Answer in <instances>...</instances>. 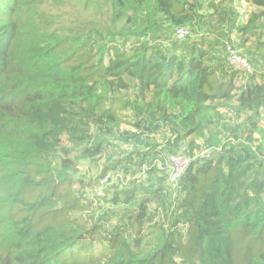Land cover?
I'll list each match as a JSON object with an SVG mask.
<instances>
[{"label":"trees","instance_id":"obj_1","mask_svg":"<svg viewBox=\"0 0 264 264\" xmlns=\"http://www.w3.org/2000/svg\"><path fill=\"white\" fill-rule=\"evenodd\" d=\"M244 1L0 0V264H264V0Z\"/></svg>","mask_w":264,"mask_h":264},{"label":"built area","instance_id":"obj_2","mask_svg":"<svg viewBox=\"0 0 264 264\" xmlns=\"http://www.w3.org/2000/svg\"><path fill=\"white\" fill-rule=\"evenodd\" d=\"M186 34V31L184 29H179L176 32V38L182 39L183 36ZM227 62L229 66H231L235 70H239L241 72L245 73H251L252 67L250 63L246 60V58L240 56L238 51L233 49L231 46L227 45ZM170 161L172 163V168L170 172V180L176 181V179L180 176L186 165L188 164L187 159L184 157H171ZM106 179H104L102 182H105Z\"/></svg>","mask_w":264,"mask_h":264},{"label":"rangeland","instance_id":"obj_3","mask_svg":"<svg viewBox=\"0 0 264 264\" xmlns=\"http://www.w3.org/2000/svg\"><path fill=\"white\" fill-rule=\"evenodd\" d=\"M233 2L237 3V0H233ZM238 10L241 13H244V12H250V11L254 10V8L250 4H248L246 1L241 0ZM229 122L232 124L235 123L233 119L230 120ZM80 171H81V173L85 172L86 176H89V177H94V176H96V174H98V171L95 168V166L89 165L88 163H85L84 166H81ZM115 179L116 178H113V180H115Z\"/></svg>","mask_w":264,"mask_h":264}]
</instances>
